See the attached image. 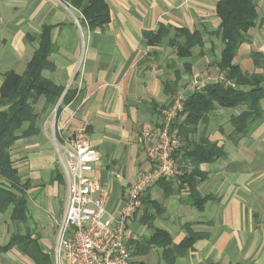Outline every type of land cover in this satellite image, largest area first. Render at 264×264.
Instances as JSON below:
<instances>
[{"label": "crops", "instance_id": "crops-1", "mask_svg": "<svg viewBox=\"0 0 264 264\" xmlns=\"http://www.w3.org/2000/svg\"><path fill=\"white\" fill-rule=\"evenodd\" d=\"M217 1L105 0L109 22L92 29L82 13L64 0H0V74L8 69L23 71L38 46L42 27L50 26L54 49L49 58L54 68L43 74L56 84L75 89L74 98L62 106L59 119L69 128L84 125L99 151V160L90 175L108 187V212L121 209L127 187L137 172L151 167L141 131L156 125L160 109L174 94L186 91L194 75L201 80L223 73L216 67L223 47L214 35L219 25ZM256 3L261 23L249 30V40L240 45L235 58L248 73L261 71L250 52L264 54V0ZM159 25L197 30L201 44L195 45L189 56L179 59L165 40L157 46L147 43L144 33L155 32ZM81 35H85L84 42ZM185 63L189 65L185 67ZM211 64L215 70L209 74L200 72ZM166 84L171 89L176 86L175 90L166 92ZM239 88L249 90L250 86ZM225 109L228 110L217 108L205 129L211 140L223 146L226 156L199 164L207 177L198 190L214 196L208 201L213 203L210 218L204 217L208 202L201 211L182 202L184 189L164 198L160 187L153 185L146 193L165 206V212L155 218L154 224L167 230L174 244L184 237L185 223H191L197 232L207 233L195 241L193 250L177 256L173 264H264V117L236 140L230 119L243 106ZM49 131L40 127V132L29 138L35 144H43L36 150L49 173L45 189L60 182L53 178L57 167L51 169L54 159L47 153L51 144ZM30 198L29 224L43 227L49 217L56 222L61 216L63 207L56 205L51 192L40 191L33 204ZM131 223L143 232L131 234L129 229L130 240L149 236L144 224L137 219H131ZM131 248L130 264H165L161 248L153 247L143 254ZM0 264H34V260L13 248L0 253Z\"/></svg>", "mask_w": 264, "mask_h": 264}, {"label": "trees", "instance_id": "trees-1", "mask_svg": "<svg viewBox=\"0 0 264 264\" xmlns=\"http://www.w3.org/2000/svg\"><path fill=\"white\" fill-rule=\"evenodd\" d=\"M64 1L78 9L92 29L103 27L109 22V8L105 0ZM215 7L219 25L214 35L223 44L216 67L235 86L221 82L210 83L187 94L183 109L174 122L181 137V145L173 154L180 174L163 177L154 184L160 187L164 198L184 189L186 195L182 202L200 211L204 210L205 204L214 196L201 194L198 190V185L207 177V173L199 169V164L226 156L223 146L211 140L205 129L210 115L217 108L243 106V110L230 119L232 135L236 140L246 135L252 125L264 117V109L261 107V100L264 98V54L255 50L250 52L254 64L261 69L260 72L248 73L235 62L240 45L249 40V30L261 23L256 0H219ZM50 30L48 25L42 27L37 36L38 46L21 73L13 69L1 73L0 215L9 211V219L13 223L25 224L29 221L27 201L31 184L28 178L23 180L14 165L11 148L18 140L36 136L40 132V117L55 107L58 101L57 115L62 106L75 96V89H65V86L54 83L43 74L44 70L54 68V63L49 58L54 49ZM144 34L147 43L152 46L160 45L165 40L179 59L189 56L191 49L201 44L200 32L184 27L159 25L155 32ZM187 65L189 64L185 63V67ZM177 78L176 70V81ZM242 85H249L250 89L239 88ZM169 86L171 85L166 84V92L172 93L176 86H172V89ZM40 101L42 105L37 110ZM54 172L53 178L63 181L60 171L57 169ZM165 210L162 201L151 198L149 194L144 195L132 219L144 224L149 229V236L130 240L129 245L141 254L153 247L161 248L165 264H173L177 256L193 250L195 241L205 238L207 233L197 232L191 223H185L182 225L186 232L184 237L174 244L170 233L154 224L155 218ZM32 242L37 244V238L29 230L24 234L12 233L7 241L0 243V253L17 248L31 256L34 264H52L51 255L42 252L38 245L32 246Z\"/></svg>", "mask_w": 264, "mask_h": 264}, {"label": "built area", "instance_id": "built-area-1", "mask_svg": "<svg viewBox=\"0 0 264 264\" xmlns=\"http://www.w3.org/2000/svg\"><path fill=\"white\" fill-rule=\"evenodd\" d=\"M196 74L186 91L174 94L160 109L156 125L141 131L145 153L151 167L139 170L127 187L126 199L117 212L107 211L108 187L90 174L99 160V151L91 143L84 125L69 128L59 119L56 104L50 122L51 143L65 184L62 214L56 222L51 252L52 264H130L128 224L144 194L161 178L175 176L178 171L173 154L181 145L175 125L183 102L191 88L226 80L224 73L199 80ZM60 102V101H58Z\"/></svg>", "mask_w": 264, "mask_h": 264}, {"label": "rangeland", "instance_id": "rangeland-1", "mask_svg": "<svg viewBox=\"0 0 264 264\" xmlns=\"http://www.w3.org/2000/svg\"><path fill=\"white\" fill-rule=\"evenodd\" d=\"M81 37L83 38L82 42H84L85 41V35H81ZM238 59H239V57L237 58V60ZM209 67L211 69H207ZM209 67L208 66L204 67L203 70L200 72L202 73L203 71H206V74H209L210 72L215 70L214 69L215 66L213 64H211V66H209ZM203 74H205V73H203ZM0 80H1V74H0ZM68 87H69V85H68ZM65 89H66V87H65ZM41 105H42V101H40L38 103V105L36 107L37 110H40ZM263 105H264V100H263ZM54 108L55 107L50 108L46 114H43L40 117V120H39L40 127L46 128V129H48V131H49V127L51 126L50 122L52 120ZM216 110H215V112H216ZM224 110H228V109L224 108ZM229 110H232V108ZM44 125L46 127H44ZM49 133H50V131H49ZM50 135H51V133H50ZM51 144L49 143V147L47 148L48 156L52 157L54 159V161L52 162L51 169L54 167L55 168L58 167L57 169L61 173V168L59 166H57L58 164L56 162V155H55V152L53 150V146ZM42 145L43 144H38V143L35 144V140L29 139V138L18 140L14 144V146L11 148L12 161H13L14 165L18 168V171L21 174L23 180L27 179V178L30 180L31 187L28 190V196H29V198L30 197L32 198V199L30 198L31 204H33V200L38 199V197L40 196V191H42L43 193H46V194L51 192L54 195V198H55L54 201L56 202V205H58L59 207H63L64 194H65L64 181L60 180L59 183L55 182L50 188L45 189V187L47 186L49 173L48 174L46 173V170H45L46 166L43 163V161L40 160V154H39L38 150H36L39 147H42ZM32 171L34 172V175H32ZM61 175H62V173H61ZM33 187L35 189H33ZM31 193H33V194H31ZM212 206H213L212 202H208L206 204V209L204 211V217L210 218V216H211L210 209ZM168 214H170V213L168 212ZM260 217H262V216H260ZM37 221L39 223V219ZM56 222H55V220H53V217H49V219L46 220L42 224L43 227L39 226L38 228L36 227V223H33V225H31V224H29V221L25 224L24 223H13L9 219V211H7V212L0 215V243H4L5 241H7L8 237L12 233L19 232L21 234H24L25 232H27V230H29V231H31V234L33 236L37 237V243H39V245H41V248L43 249V251L51 253L52 249H53V242H54L53 239L55 238ZM32 227H35L36 229L32 228ZM128 228L130 229L131 234H138L139 235V233L143 232V229L141 227L136 226L134 223H131V220L128 224ZM52 231H54L53 234H52ZM31 245L34 247L37 246V244L35 242H32ZM14 250L16 252L18 249L14 248Z\"/></svg>", "mask_w": 264, "mask_h": 264}]
</instances>
